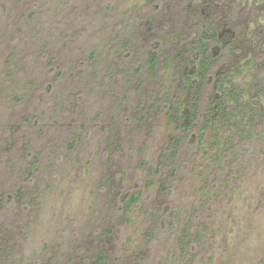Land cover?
I'll return each mask as SVG.
<instances>
[{"label": "rangeland", "instance_id": "374dc122", "mask_svg": "<svg viewBox=\"0 0 264 264\" xmlns=\"http://www.w3.org/2000/svg\"><path fill=\"white\" fill-rule=\"evenodd\" d=\"M217 13L199 97L179 51L196 37L191 15ZM217 77L235 85L250 138L213 106L170 176L171 138L196 96L200 117L225 95ZM100 251L103 264H264V0H0V264H92Z\"/></svg>", "mask_w": 264, "mask_h": 264}, {"label": "trees", "instance_id": "16d2710c", "mask_svg": "<svg viewBox=\"0 0 264 264\" xmlns=\"http://www.w3.org/2000/svg\"><path fill=\"white\" fill-rule=\"evenodd\" d=\"M198 20V26L197 27V33L196 37L194 40L188 39V35H186L187 42L186 44L181 47L179 53H181V56L179 61L185 64H190L192 66V74L187 75V79L185 80V86L188 84L190 79L192 77H195L198 81L199 88L197 92V95L200 97L201 89L203 86L206 85V81L209 78V73L212 67L215 65V59L212 58L210 55V47L213 44H216L219 42L218 40V27L219 24L222 20L221 14L217 13L213 16L205 17L203 18L199 14H193L189 18L190 21H196ZM194 24V22H192ZM253 33V31H252ZM254 35V34H252ZM146 63H147V68L149 75L154 77L156 76V71L158 67V58H159V53L156 49L150 48L148 49L146 53ZM227 78H220L217 77L214 80V86L220 90V92H223L225 95L222 98H214L212 97L207 104V108L205 113L198 117L199 114V97L196 96V98L192 101V104L190 106V124L184 125V133L185 135L180 138L172 137L171 138V143L169 145V149L172 150L173 153V158L171 159V168H170V176H174L177 172L178 169V163H177V155L179 152V149L182 146V143L191 136V128L192 126L196 123V143L199 146L202 143L203 140V134L201 132L206 131L209 129L210 126V121H211V112L209 111L210 108L215 106L214 109L217 110L218 113V120L220 123H222L223 126L227 129V131H232L234 132L235 136H237L238 140L240 139H249L250 138V130L249 132H245L244 129V118L248 115V110H245L244 112L241 111L240 106L238 104L239 100V93L235 87L234 84H232L229 81V89L224 90V83L226 82ZM227 102H230L232 104L231 107H228L226 105ZM236 117H241V120L243 121L239 122L236 120ZM199 118V119H198ZM250 120V122H252ZM216 130V127H214ZM212 144L215 146L216 149H219L221 147V140L220 137L217 135H214L213 138L211 139ZM225 154H228V150H223ZM222 151V152H223ZM214 162L220 168V158L219 154H216L214 156ZM35 158V157H34ZM161 166V165H160ZM31 170V169H30ZM167 189V185L163 184L162 185V192ZM140 199V194L135 193L132 194L128 199L124 200V208L126 210L130 209L134 204H136ZM165 213L168 215V224L173 225V218L175 217L174 215H177V213L173 210H169L168 207L165 208ZM165 217V215H163ZM172 218V219H171ZM194 237L191 232V229H183L180 237V254L184 257L187 258L191 256L193 249H194ZM105 261V254L103 252H99L95 260L92 262V264H103ZM78 264H85L83 259H79Z\"/></svg>", "mask_w": 264, "mask_h": 264}, {"label": "flooded vegetation", "instance_id": "af4514ba", "mask_svg": "<svg viewBox=\"0 0 264 264\" xmlns=\"http://www.w3.org/2000/svg\"><path fill=\"white\" fill-rule=\"evenodd\" d=\"M219 28V27H218ZM218 40L220 41V38H219V29H218ZM217 44V43H216Z\"/></svg>", "mask_w": 264, "mask_h": 264}]
</instances>
